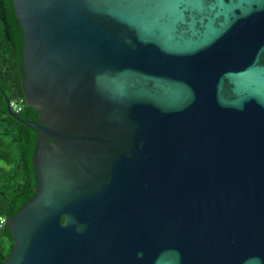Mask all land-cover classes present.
I'll use <instances>...</instances> for the list:
<instances>
[{"label":"water","instance_id":"obj_1","mask_svg":"<svg viewBox=\"0 0 264 264\" xmlns=\"http://www.w3.org/2000/svg\"><path fill=\"white\" fill-rule=\"evenodd\" d=\"M13 4L37 188L0 264H264V0Z\"/></svg>","mask_w":264,"mask_h":264},{"label":"trees","instance_id":"obj_2","mask_svg":"<svg viewBox=\"0 0 264 264\" xmlns=\"http://www.w3.org/2000/svg\"><path fill=\"white\" fill-rule=\"evenodd\" d=\"M23 45V28L13 0H0V213L7 217L15 215L37 188L33 156L39 133L10 116L6 104V98L24 100L19 115L39 120V112L26 102ZM14 245L8 226L0 228V263Z\"/></svg>","mask_w":264,"mask_h":264},{"label":"built area","instance_id":"obj_3","mask_svg":"<svg viewBox=\"0 0 264 264\" xmlns=\"http://www.w3.org/2000/svg\"><path fill=\"white\" fill-rule=\"evenodd\" d=\"M24 100H20V101H11V107L12 109L19 113L24 105ZM8 219L7 216L3 215L0 213V228H3L6 225V220Z\"/></svg>","mask_w":264,"mask_h":264},{"label":"flooded vegetation","instance_id":"obj_4","mask_svg":"<svg viewBox=\"0 0 264 264\" xmlns=\"http://www.w3.org/2000/svg\"><path fill=\"white\" fill-rule=\"evenodd\" d=\"M40 138H44V137L40 135ZM47 142H48L47 144L48 147H59V144L57 141H53L48 138Z\"/></svg>","mask_w":264,"mask_h":264}]
</instances>
